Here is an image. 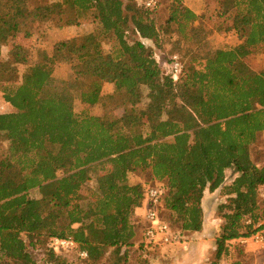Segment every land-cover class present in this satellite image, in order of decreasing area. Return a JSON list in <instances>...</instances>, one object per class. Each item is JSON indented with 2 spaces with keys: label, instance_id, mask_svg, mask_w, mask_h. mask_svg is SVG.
Here are the masks:
<instances>
[{
  "label": "trees",
  "instance_id": "1",
  "mask_svg": "<svg viewBox=\"0 0 264 264\" xmlns=\"http://www.w3.org/2000/svg\"><path fill=\"white\" fill-rule=\"evenodd\" d=\"M216 1L217 15L229 23L222 33L240 41L235 47L210 49L209 33L197 25L201 15L185 0H171L163 25L140 0H0V92L14 109L0 114V137L9 143L0 159V261L104 264L108 248L123 249L127 261L136 246L133 218L145 208L149 185L130 182V174L162 185L163 207L180 232L203 230L205 191L221 189L227 204L220 207L226 213L213 264L229 244L264 233V164L252 153L264 131V70L246 63L264 53V0ZM54 20L89 28L50 50L37 48L33 63V30ZM129 32L136 41H128ZM8 41L11 61L26 66L19 84L4 81ZM163 43L186 57L177 81L157 58ZM59 65L71 72L67 79L57 80ZM109 85L112 92L105 93ZM144 88L148 102L141 107ZM98 104L123 113L115 117L107 108L95 116L90 109ZM229 170L236 176L231 184ZM32 190L41 197H30ZM45 237L47 244L52 237L72 238L89 258L57 254L40 243Z\"/></svg>",
  "mask_w": 264,
  "mask_h": 264
},
{
  "label": "rangeland",
  "instance_id": "2",
  "mask_svg": "<svg viewBox=\"0 0 264 264\" xmlns=\"http://www.w3.org/2000/svg\"><path fill=\"white\" fill-rule=\"evenodd\" d=\"M52 1V0H51ZM202 2L203 4V8L204 11L200 14L201 17L197 23V25H199L198 27L204 31L205 33L208 32V34H206V41L208 44V47L210 49H214L217 46H221L224 44H227V38L228 35H225V33H222L223 29H225L227 26V24L229 25V23H225L224 20L220 19V17L217 15L218 11H219V3L216 0H210V1H203V0H199ZM161 6L159 9H157L154 12L149 11V17L150 19H154L157 21L158 25H163L168 16H169V10H170V6H171V0H160ZM66 27L61 26V24L57 21L54 20L50 23H43L40 24L39 26H37L36 28H34L33 30V37L31 40V44H32V48L35 49H31L30 50V54H31V61L33 63H35L37 61V48H41V49H45L42 47H50L51 45H47L48 41H49V36L51 33H56L57 31H60V29H64ZM70 33V32H69ZM70 35V34H69ZM126 37L128 39V41H136L137 36H135L133 33L129 32L126 34ZM55 38V37H53ZM51 38V39H53ZM20 41L22 44H28L29 41L27 39H23L22 37H20ZM53 41V40H52ZM104 49L106 51L110 50V46L108 44L103 45ZM12 48V41H8L3 43L2 45V61L5 63V68H6V73H5V77H4V81L5 83L8 84H19L22 80V75L26 70V66L24 65H15L12 61H11V55H10V50ZM36 50V51H35ZM157 58L158 60H168L169 57L172 54V50H171V45H169V43H163L161 49H158L157 51ZM176 54V53H174ZM179 56L182 59V62L187 63L186 57L184 58V53L183 52H179ZM246 63L249 65V67L254 70L255 72H260L262 70H264V53H256L253 54L249 57L246 58ZM162 71L163 73L166 75L167 70L164 69L162 67ZM59 75L56 76L57 80H63V79H67L68 75L71 73L69 72H65V71H59ZM71 75V74H70ZM111 87V86H110ZM112 89L108 88L106 86L105 89V93H111ZM144 93V98H143V102L141 103V107H144L146 105V103L148 102V99L146 98L147 94H148V90L146 88H144L143 90ZM77 111H81V107L79 105V101L77 102ZM109 109V111L111 110V112H113V116L115 117H119L123 111L122 110H114L111 107H107ZM107 108H105V105H96L94 107H91V113L95 116H103L105 114V112L107 111ZM14 109L12 108V106L8 103L5 102L4 98H3V94L0 92V114H5V113H10L12 112ZM8 148H9V143L4 141V139H2L0 137V159L4 158L7 155L8 152ZM252 153H253V158L254 160L259 163V164H264V133L258 134L257 137V141L255 143V145H253L252 147ZM227 178H228V182L229 184L232 183V181L236 178L235 173L232 170L227 171ZM129 181H137V182H143V183H149V184H153L155 182H157L156 180H151L149 178V176H147L146 174H130V179ZM90 185H94V182H90ZM221 196L222 193H219ZM30 197L32 198H40V192L39 190H32L29 193ZM259 201L262 205V207H264V201L259 197ZM227 204V197L223 196L222 199H220V202L217 204V206H215V216L218 218V220H214L211 223V227L216 228V233L220 234L221 230H222V226L224 224V221L222 219V216L224 215V213H226V210H221L220 207L222 205ZM211 209L210 207H208V210H206V212L210 215L211 214ZM162 215L163 217L168 220L169 222L173 223V225L175 227H180V225L178 223H175L174 218L172 217V214L165 208L163 207L162 209ZM207 215V218H210V216ZM205 216V215H204ZM205 220V218H204ZM249 224H246V226ZM138 229L140 231V233L142 234V229H143V225L140 224L138 225ZM254 229V228H253ZM244 233H248L251 232L249 229H244L243 231ZM254 232H251V234ZM47 238H43L41 239V244L43 246H45L47 244ZM242 238L239 239L238 241L229 244L228 248V252L227 255H225L221 261L220 264H233L236 261H241L243 262V264H257L260 263L262 260V251L261 249L251 243H243ZM214 245L212 247H209L208 250L210 251H199L200 256H198V258L196 259V263L199 264H213L215 262V258H214V253H215V248H216V244H215V240H214ZM141 241H137L136 246H140ZM135 246V249L132 251H135V255L137 256V258H142V256L145 255H149V253L151 252H158L160 251V249L162 248H150L147 249V251H139L137 250V247ZM109 251H114L111 255L106 257V263L104 260L105 264H123L125 263V257L124 256H119V252L120 251H115L114 249L108 248L107 252ZM106 252V253H107ZM124 252V251H123ZM188 253V251H185ZM121 253V252H120ZM31 254L32 257L35 261L39 260L40 257L39 255L34 251L31 250ZM116 255V258H115ZM142 255V256H140ZM106 256V254H105ZM137 258H134V260H136L137 264L141 263L143 260H137ZM196 258V257H195ZM75 258L72 257V261H74L73 263H77L79 260H74ZM125 260V261H124ZM145 261V260H144ZM0 264H15L12 260L8 259V258H2L0 261ZM142 264V263H141Z\"/></svg>",
  "mask_w": 264,
  "mask_h": 264
},
{
  "label": "crops",
  "instance_id": "3",
  "mask_svg": "<svg viewBox=\"0 0 264 264\" xmlns=\"http://www.w3.org/2000/svg\"><path fill=\"white\" fill-rule=\"evenodd\" d=\"M203 1L205 2V0ZM185 5L197 15H200L204 11L203 4L199 0H185ZM88 28H89L88 26H80V27L73 26V27H66L64 29H60V31H57L55 34L54 33L50 34L47 45H51V46L42 47V48H46L50 50L57 42L73 38L77 36L79 32H83ZM225 35H228L226 41L229 46L235 47L240 44V41L238 40V37L237 35H235V33L230 32V33H225ZM59 71L68 72V68H66L64 65H59L55 72L56 76L59 75L60 73ZM107 87L111 88L110 85ZM263 133L264 131L261 132V134ZM219 193H221V189H218L215 192H211L210 190L205 191V196L202 201V206L205 215L202 231L187 232V241L180 245L178 244L171 245L160 249V251L158 252L153 251L149 253V255H145V256L140 255L145 261L139 257L137 258V256L135 255V251H132L134 249H129L126 253L127 261L123 264H137L134 258H137V260L140 261L143 260L141 262L142 264H199L196 263V259L198 258V256H200L199 251H210L208 250V248L209 247L214 248L213 242L218 237V234L216 233V228L211 227V223L213 219L218 220L214 212L216 208L215 206H217V204L220 202V199H222L223 197ZM208 207L212 208L210 215L206 212V210H208ZM145 214H146V209L139 208L137 209L135 216L133 218V222L136 225L135 238H134L135 244H137V241L140 242L142 240L143 233L142 234L140 233L138 229V225L144 224ZM207 215H209L210 218H207ZM123 251H124L123 249L120 250L121 253L119 252V256L125 257V252ZM185 251H188V253ZM113 252L114 251H109L106 253L105 263H106V257L111 255Z\"/></svg>",
  "mask_w": 264,
  "mask_h": 264
},
{
  "label": "built area",
  "instance_id": "4",
  "mask_svg": "<svg viewBox=\"0 0 264 264\" xmlns=\"http://www.w3.org/2000/svg\"><path fill=\"white\" fill-rule=\"evenodd\" d=\"M141 5L151 12L160 8V0H140ZM160 64L167 70L166 75L177 81L183 74L184 65L179 54H173L168 60H160ZM166 190L159 182L149 184L146 188V214L142 229L141 245L146 249L164 248L171 245H180L187 241V232H180L174 229L171 223L162 215L164 198ZM259 197L264 201V186L260 189ZM246 224H251V219H247ZM243 243L251 242L257 245L262 251V260L257 264H264V233L258 231L249 237L241 240ZM48 248L57 254L76 253L77 256L86 260L89 255L86 251L81 250L79 245L72 238H50ZM36 253L37 251L34 250ZM38 254V253H37ZM37 261H40L37 260ZM41 264V263H38Z\"/></svg>",
  "mask_w": 264,
  "mask_h": 264
}]
</instances>
